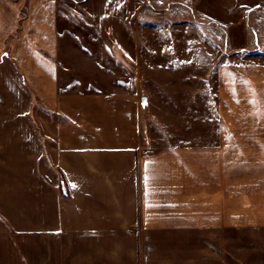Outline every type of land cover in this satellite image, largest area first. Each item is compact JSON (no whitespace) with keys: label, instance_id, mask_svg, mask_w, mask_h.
Instances as JSON below:
<instances>
[{"label":"crops","instance_id":"obj_1","mask_svg":"<svg viewBox=\"0 0 264 264\" xmlns=\"http://www.w3.org/2000/svg\"><path fill=\"white\" fill-rule=\"evenodd\" d=\"M64 1L0 0V264H227L230 231L264 229V0H169L224 43L219 124L154 151L135 85L66 71Z\"/></svg>","mask_w":264,"mask_h":264},{"label":"rangeland","instance_id":"obj_2","mask_svg":"<svg viewBox=\"0 0 264 264\" xmlns=\"http://www.w3.org/2000/svg\"><path fill=\"white\" fill-rule=\"evenodd\" d=\"M66 1L59 7L74 25L62 39L60 58L73 82L135 85L141 143L151 151L206 143L219 124L213 65L224 61L218 57L224 43L214 42L211 27H197L192 11H175L169 0H154L152 7L145 0ZM122 62L130 74H123ZM118 67L122 73L114 74ZM226 251L227 264H264V229H233Z\"/></svg>","mask_w":264,"mask_h":264},{"label":"water","instance_id":"obj_3","mask_svg":"<svg viewBox=\"0 0 264 264\" xmlns=\"http://www.w3.org/2000/svg\"><path fill=\"white\" fill-rule=\"evenodd\" d=\"M141 103H142V106L145 107V105L147 104V98L146 97H143Z\"/></svg>","mask_w":264,"mask_h":264},{"label":"trees","instance_id":"obj_4","mask_svg":"<svg viewBox=\"0 0 264 264\" xmlns=\"http://www.w3.org/2000/svg\"><path fill=\"white\" fill-rule=\"evenodd\" d=\"M61 184L64 186L65 185V180H62L61 181ZM63 196L67 197V194L66 195H63Z\"/></svg>","mask_w":264,"mask_h":264}]
</instances>
